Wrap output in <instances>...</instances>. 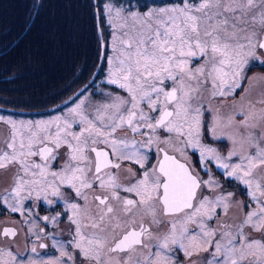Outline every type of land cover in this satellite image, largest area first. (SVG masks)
Returning a JSON list of instances; mask_svg holds the SVG:
<instances>
[{
  "label": "snow or ice",
  "instance_id": "1",
  "mask_svg": "<svg viewBox=\"0 0 264 264\" xmlns=\"http://www.w3.org/2000/svg\"><path fill=\"white\" fill-rule=\"evenodd\" d=\"M127 3L93 5L104 49L96 68L113 86L98 103L78 94L53 119L0 117L10 130L0 170L12 174L0 207L24 215L25 201L34 202L29 214L62 201L63 213L42 219L71 226L66 243L52 236L58 257L23 260L0 248V264H179L177 253L188 264H264V99L259 109L245 105L242 88L264 81L245 75L251 62L264 65V0ZM45 6L32 0L30 23ZM235 96L241 103L223 114L218 105ZM209 136L231 149L225 155ZM213 164L244 186L246 200L226 190ZM28 231L39 257L45 229Z\"/></svg>",
  "mask_w": 264,
  "mask_h": 264
},
{
  "label": "trees",
  "instance_id": "2",
  "mask_svg": "<svg viewBox=\"0 0 264 264\" xmlns=\"http://www.w3.org/2000/svg\"><path fill=\"white\" fill-rule=\"evenodd\" d=\"M95 1L43 0L45 8L30 23L32 0H0L1 105L47 106L86 78L98 58ZM144 2L131 0L133 8Z\"/></svg>",
  "mask_w": 264,
  "mask_h": 264
},
{
  "label": "flooded vegetation",
  "instance_id": "3",
  "mask_svg": "<svg viewBox=\"0 0 264 264\" xmlns=\"http://www.w3.org/2000/svg\"><path fill=\"white\" fill-rule=\"evenodd\" d=\"M261 70H264V65H260L258 62H252L250 63L248 70H246L245 75L250 79L252 77H258L261 76ZM242 88H245L248 90V95L245 97L244 103L247 105L248 101H251L253 104H255L256 108L259 109L262 107V105L256 103L260 99H264V81H257V80H251V83H249V80H245V82L242 84ZM240 90L238 89L237 92ZM70 92H68L65 96H68ZM91 95L95 97H99V95L94 91V89L91 90ZM64 96V97H65ZM62 97V98H64ZM74 102H69L67 105H65V115L67 114V111L70 107H73ZM241 103L240 96L229 97L224 103L219 104L218 106L221 108V111L223 114H230L233 111V105H239ZM213 106H217V101H212ZM1 105V104H0ZM3 106V105H2ZM64 107V106H63ZM61 109V108H60ZM60 109L55 110L53 112H50L48 114H45L42 111H35V110H41V109H26L31 110L30 112H20V111H12L8 109H0V117L6 118H14L17 121H19L20 117L24 118H37L36 120L31 121H37L38 119H42V116L45 115H53L60 113ZM20 110V109H18ZM62 110V111H64ZM40 117V118H38ZM209 115V120H210ZM237 120H239L241 117L237 116ZM10 135L9 127L4 124L0 123V146H2L3 141H5ZM209 140L211 141V146L216 148L215 144H218L219 147L222 150V153L225 155L230 150V144L231 142L227 139H223L220 142V140H211V137L209 136ZM224 143V144H222ZM212 166H215L214 164ZM211 166V167H212ZM203 175V173H201ZM220 175H222V170H220ZM123 178V177H122ZM216 179L219 180V175H216ZM12 182V174L11 172H7L4 170H0V193H3L5 189H8ZM241 190H233L229 187H226V190L229 192H235L237 193V199L241 200L243 196L247 199L246 195L241 194L244 190V186ZM34 202L32 201H25V214L21 215L19 212L13 213L10 210H7L5 207H0V231H2L4 228H14L17 230V235L12 238H5L3 236H0V248H4L6 250H11L14 254L19 255V257L27 256L30 254L31 247L33 241L36 240V237L34 235L29 234V228L32 229V232H39L40 228L45 229V233L42 235V239L40 241H37V243H46L47 239L49 237H52L53 235L55 238H64L66 240L70 239L69 229L70 224L69 222L61 216V223L58 226H53L51 223L45 224L42 217L44 216H54L57 214V212L63 213V202L58 201L56 205L49 206L48 204L44 202H40L38 206L32 207V213L29 214L27 209L30 205H33ZM55 208V211L53 210ZM231 217H233V213H230ZM28 221L25 223V221ZM237 220V217H236ZM33 222L35 223V227H33ZM215 227V224L212 225ZM21 239V241H19ZM47 244V243H46ZM48 250V251H46ZM46 250H40V248H37V252L42 256L43 254L50 252L49 249ZM46 251V252H45ZM205 257L208 256L207 253H204ZM210 258V257H209Z\"/></svg>",
  "mask_w": 264,
  "mask_h": 264
},
{
  "label": "rangeland",
  "instance_id": "4",
  "mask_svg": "<svg viewBox=\"0 0 264 264\" xmlns=\"http://www.w3.org/2000/svg\"><path fill=\"white\" fill-rule=\"evenodd\" d=\"M150 7H155V6L152 5V6H150ZM105 32L107 33V30H106V29H105ZM107 36H108V33H107L106 37H107ZM251 63H252V62H251ZM102 79H103V77H102V78H99V80H95V78H94V79L92 78V80H90V83L88 84V89H87L86 93H82V91H80V92H78V94L81 95V97H82L84 94H86L87 97H88V100H90L92 103H98V102L102 99L101 94H100V93H101V89H104L105 91H107V90L110 89V88H107V87H100V86H98V81H101ZM92 89H94V91L99 95V97H95V96H92V95H91V90H92ZM116 91H119V90L117 89ZM78 94H76V95L70 100V102H74V103H73V107L75 106V103H78V102H79L78 99H77ZM64 108H65V106H64V107L62 106V108L60 109V111H61V112H65ZM62 110H64V111H62ZM50 116H52V115H45V116H42V117H50ZM38 118H40V117H38ZM6 119L16 120V119L11 118V117L6 118ZM36 119H37V118L33 119V118H24V117H20V118H19V121H21V120H22V121H31V120H36ZM38 120H49V119H45V118H43V119H38ZM220 142H223V141L220 140ZM222 144H224V143H222ZM215 145H216V148H217L220 152H222V150H221V148L219 147V145H218V144H215ZM231 147H232V145L230 144V149H231ZM216 173H220V170L217 171ZM225 178H227V177H225ZM221 183H222V182H221ZM222 184H224L225 187H229L230 189H233V190H236V188H237V186H236V185H237L236 180H233L232 182H225V183H222ZM232 213H233V217H232L231 220H229V223H232L233 221H236V217L239 215L238 212H236L235 210H233ZM221 219H227V217H224L223 215H221ZM213 224H215V223H213ZM55 239L58 240V241H60L61 243H66V242L68 241V240H66V239H64V238H55ZM19 241H21V239H20ZM53 242H54V241H53L52 237H49V239H47L46 243H47L48 247L45 248V249H40V250H46V249H49V251H50V250H51V251H50V252H47V253H45V254H43L42 256L35 257L34 254L31 253V251H30V254H29V255H27V256H23V257H20V258L23 259V260H27V259H30V258H32V259H38V258L49 259V258H52V257H58V256H59L58 251H57L55 248L52 247ZM46 251H48V250H46ZM46 251H45V252H46ZM200 255H201V257H205V254H204V253H201ZM176 258H177L179 264H186V263L188 262V261H187V262H184V261L187 260V259L183 256L182 253H177V254H176Z\"/></svg>",
  "mask_w": 264,
  "mask_h": 264
}]
</instances>
